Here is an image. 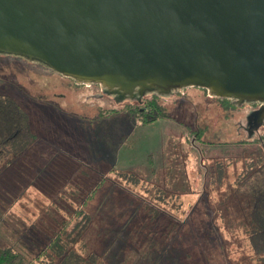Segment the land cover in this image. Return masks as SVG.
Segmentation results:
<instances>
[{
	"label": "rangeland",
	"instance_id": "rangeland-1",
	"mask_svg": "<svg viewBox=\"0 0 264 264\" xmlns=\"http://www.w3.org/2000/svg\"><path fill=\"white\" fill-rule=\"evenodd\" d=\"M91 84L74 86L70 76L40 61L0 51V93L22 103L39 133L38 140L16 148L21 157L5 158L12 161L0 166V175L12 172L10 187H0V217L13 213L46 226L59 204L72 226L90 213L106 264H264L238 226L235 198L224 196L234 179L253 180L238 173L251 151L261 154L256 165L264 162V128L247 142L248 134L237 131V110L227 115L213 94L191 86L157 98L169 118L145 126L123 114L100 121L92 118L99 110L122 104L101 97V87ZM216 161L226 179L219 185L208 172L206 184L204 166ZM160 183L165 194L154 189ZM183 188L188 191L180 194Z\"/></svg>",
	"mask_w": 264,
	"mask_h": 264
},
{
	"label": "water",
	"instance_id": "water-1",
	"mask_svg": "<svg viewBox=\"0 0 264 264\" xmlns=\"http://www.w3.org/2000/svg\"><path fill=\"white\" fill-rule=\"evenodd\" d=\"M0 51L100 95L191 86L259 103L264 119V0H0Z\"/></svg>",
	"mask_w": 264,
	"mask_h": 264
},
{
	"label": "trees",
	"instance_id": "trees-1",
	"mask_svg": "<svg viewBox=\"0 0 264 264\" xmlns=\"http://www.w3.org/2000/svg\"><path fill=\"white\" fill-rule=\"evenodd\" d=\"M72 80L74 86L78 85L74 82V78ZM99 86L95 85L94 90L97 87L99 88ZM159 96L161 97L162 95L147 92L133 99L118 98L116 102L118 104L121 103L122 107L116 108L114 106L110 109H105L98 116L94 115L93 118L102 120L104 117L123 114L134 121L137 126H145L154 123L158 119L169 118L171 112L166 106L158 102L157 98ZM215 99L226 110L225 113L231 116V112L236 109V106L231 105L230 107L225 105L224 103H227V99L217 96H215ZM126 101L127 104H124L123 102ZM30 124L29 114L25 111L23 105L12 95L0 93V145H9V147L11 145L15 148H20L28 144L26 142H32L35 138V133ZM195 135L198 139L200 132H195ZM18 136H22V138ZM17 137L20 139L16 140ZM247 139V142H253L251 138L247 137ZM204 143L207 145L213 144V142H206L205 140ZM250 153L242 162L241 172L238 173H249V177H252L253 180L242 184L239 180L236 181L234 179V184L225 185L224 196L225 198H235L236 202L233 206L236 209L234 212L238 215V226L248 234V243L254 256L258 259H264V162L256 165V161L261 154H257L255 151H251ZM200 156H202V153ZM110 167L113 166L111 165ZM204 169L205 183L208 180V172L210 176L217 175L216 178L219 185L226 179V170H224L223 163L221 162H217L215 166H204ZM126 172L131 177L142 180V177L136 172ZM155 186L156 190L162 194L168 191L162 187L161 183L154 185V189ZM169 190L172 189L170 188ZM187 191V188H183L179 190V193L183 194ZM88 195L85 198V202L88 197L89 199L91 198V191ZM85 202L81 205H85ZM198 202L196 201V204H194L195 207ZM54 210L53 212L58 216L57 207ZM83 214L86 216V219L76 222L68 230L69 222H67L64 216L53 218L50 222L52 232L46 236L45 241L35 236L31 240L30 245H24L25 247L22 248H16L12 244L0 247V264H106L102 256L105 250L101 248L96 250L87 244L88 242L85 237L87 233L89 236L92 234L93 223L92 218L88 216L90 213ZM151 219H154L153 215ZM40 243L41 245H38ZM76 245H80L81 249L76 248Z\"/></svg>",
	"mask_w": 264,
	"mask_h": 264
},
{
	"label": "crops",
	"instance_id": "crops-1",
	"mask_svg": "<svg viewBox=\"0 0 264 264\" xmlns=\"http://www.w3.org/2000/svg\"><path fill=\"white\" fill-rule=\"evenodd\" d=\"M101 121V120H100ZM39 133H37V136H35L34 140H38ZM17 148V147H16ZM15 147L9 145L0 147V166H3L4 164H9L12 160L7 161L5 158H11L14 157L15 159L17 157H21L23 155V151L21 153L17 152L18 150ZM115 167V165H113ZM13 172L16 174V170H13ZM9 175H12V172H6V170L0 175V187L3 188H9L10 184L8 183L10 181ZM19 187L23 188L24 183L21 181L20 183H17ZM14 185H12L13 187ZM90 192V191H89ZM89 192L86 196H84L83 201L80 200V203L83 204L85 202V198L89 196ZM69 199H72L69 197ZM89 197L87 198L85 202V206L88 204ZM82 206V205H81ZM57 207V214L59 217H62V213H60L61 208L59 204L54 205L53 209ZM10 208L8 207L6 209V212H10ZM55 211V210H54ZM50 222L53 218H58V216H53L52 214L48 213ZM65 217V216H64ZM66 219V217H65ZM79 221H82L81 219ZM50 222L48 224L43 223V220L39 222L40 225H36L31 223L29 220H25L23 218H19L13 213L9 214V217L7 219H3L0 217V247H3L8 244L14 245L16 248H22L25 247L24 245H30L31 240L36 236L38 239L45 241L46 236L50 235L52 232V227L50 225ZM78 222V221H76ZM75 222V223H76ZM44 224V225H43ZM53 225V224H52ZM73 226V225H72ZM70 226V222L68 223L67 230L72 228ZM70 227V228H69ZM46 229V230H44ZM92 234L87 233L85 239L88 242L89 246L91 248H94L98 250V248L95 245V241L98 238V234L95 230L92 229ZM41 234V235H40ZM89 239L92 241V243L89 241ZM47 242V240H46ZM45 242V243H46ZM18 244V245H17ZM38 245H41L38 244ZM76 248L81 249L80 245H76ZM103 256V255H102Z\"/></svg>",
	"mask_w": 264,
	"mask_h": 264
},
{
	"label": "flooded vegetation",
	"instance_id": "flooded-vegetation-1",
	"mask_svg": "<svg viewBox=\"0 0 264 264\" xmlns=\"http://www.w3.org/2000/svg\"><path fill=\"white\" fill-rule=\"evenodd\" d=\"M93 84H95V83H93ZM95 85L99 86V84H95ZM100 96L102 97V94ZM222 99H227V103H224L225 105L230 106V107H231V105L236 106V110H237L238 116H236V113L234 114V116L236 118L235 123L237 125V131L242 129L247 134L249 132H251V134H254V133L260 131V129L264 128V119L263 118L261 119L259 117V108H260V104L259 103H255V102L235 103L234 99H230V98H222ZM104 110L105 109H103V111ZM223 110H224V108H223ZM103 111H102V109L99 110L98 114L103 112ZM224 111L226 112V110H224ZM98 114H96L95 116H98ZM34 133H35V136H37L38 131L35 130ZM18 137L22 138V136H18ZM18 137H17L16 140L20 139ZM0 147H3V146L0 145Z\"/></svg>",
	"mask_w": 264,
	"mask_h": 264
}]
</instances>
